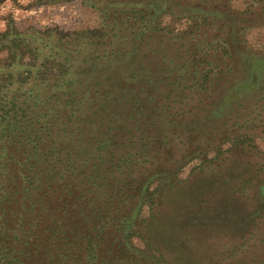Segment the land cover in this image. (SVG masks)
Masks as SVG:
<instances>
[{
  "label": "trees",
  "instance_id": "1",
  "mask_svg": "<svg viewBox=\"0 0 264 264\" xmlns=\"http://www.w3.org/2000/svg\"><path fill=\"white\" fill-rule=\"evenodd\" d=\"M82 3L92 27L0 30V264H183L203 228L189 220L234 216L264 176L214 166L229 142L256 151L255 119L229 125L226 97L264 59V0ZM214 151L215 181L186 187Z\"/></svg>",
  "mask_w": 264,
  "mask_h": 264
},
{
  "label": "rangeland",
  "instance_id": "2",
  "mask_svg": "<svg viewBox=\"0 0 264 264\" xmlns=\"http://www.w3.org/2000/svg\"><path fill=\"white\" fill-rule=\"evenodd\" d=\"M91 18L82 0H42L39 2L37 0H0V30L10 22H14L21 29L31 27L44 31L55 28L62 33H67L82 26L92 27ZM168 21H170L169 18L166 19L164 25L169 24ZM175 27L182 32L181 30L188 26L184 23H175ZM250 38L256 46L260 48L264 46V31H255ZM3 56L5 55H0V58ZM253 68H255L254 71L243 78L249 79V82L240 85L227 95L226 98L230 104L226 109L228 113L232 111L230 114L233 119L229 121V125H233V120L236 118L239 122L255 119L258 131L254 138L256 151L253 153L233 152L232 142L225 144L221 148L225 160L220 163V166L214 165L220 170L229 168L234 161L238 164L249 163L256 165L257 168H264V59L257 61ZM208 120L214 122L217 119L211 117ZM219 154L214 151L184 168L180 176L186 183V187L195 184L193 188L197 190V193L199 190L202 193L203 189L198 188L205 184L208 178L211 179L210 182L215 181L209 172H201L200 164L216 159ZM263 177L261 175L246 191L237 192L230 198V204H233L236 209L234 216L214 213L204 216V219L189 220L192 224H201L203 228L199 226V233L192 234L194 245L190 244L181 250L185 260L183 264H264ZM210 186L213 193H218L217 188L212 187V184ZM217 195L219 194H215L216 197ZM212 197L204 204L212 205L214 208L221 206L222 201L225 205L228 204L226 200ZM252 219L255 223L251 226L252 230L249 229L250 232L247 233L246 226ZM135 244L142 245L139 239L135 240Z\"/></svg>",
  "mask_w": 264,
  "mask_h": 264
}]
</instances>
